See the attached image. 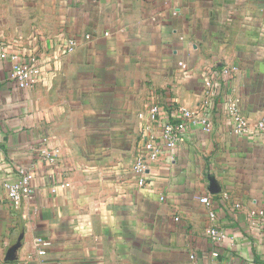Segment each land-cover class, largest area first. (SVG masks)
<instances>
[{
	"label": "crops",
	"instance_id": "obj_1",
	"mask_svg": "<svg viewBox=\"0 0 264 264\" xmlns=\"http://www.w3.org/2000/svg\"><path fill=\"white\" fill-rule=\"evenodd\" d=\"M0 41L40 69L22 91L0 58V264H264V0H0ZM150 101L207 107L212 131L170 149ZM45 135L54 168L35 152ZM20 167L35 195L15 209Z\"/></svg>",
	"mask_w": 264,
	"mask_h": 264
},
{
	"label": "built area",
	"instance_id": "obj_2",
	"mask_svg": "<svg viewBox=\"0 0 264 264\" xmlns=\"http://www.w3.org/2000/svg\"><path fill=\"white\" fill-rule=\"evenodd\" d=\"M77 45L76 41H68L60 46V51L72 53L76 50ZM0 50V58L2 60L10 61L12 64V70L9 76L10 81L19 90L28 91L34 89L39 83L40 76V69L37 65L36 59H30L27 61L19 55L9 53V46L2 41H0ZM178 67L183 71L189 70V66L185 62L178 63ZM223 72L225 75L229 74L227 68H225ZM228 112L233 126V133L237 136L246 135L251 128L249 120L239 112L236 104H231ZM147 116L152 124H158L161 128V138L170 149L183 141L184 135L192 127H201L206 132L212 131V124L208 117L207 107H204L203 109H188L177 106L173 102L161 105L154 101H150L147 106ZM165 117L166 120L164 119ZM255 130L260 134H264V118L255 127ZM49 142V136L45 135L35 152L40 161H44L54 168L59 163L61 149L50 148ZM145 148L148 151L149 159L157 160L159 158L160 150L154 145L153 140L147 143ZM147 169L146 161L143 157H140L135 165V172L143 175ZM18 173L19 179L6 185L7 198L15 209L21 208L25 201L34 197L35 190L33 182L37 177L36 171L29 167H20ZM140 183L143 184L144 181L140 180ZM62 187H66V185H62ZM52 192L56 193V188H52ZM201 202L207 206L211 205V201L208 197L202 198ZM209 215L211 219L215 218V213L212 211ZM208 237L213 244L223 243L226 239V235L215 228L209 230ZM50 245V242H43L38 254L44 256L46 254V249L49 248ZM219 255V251L215 250L212 252V257L215 259H217ZM191 259H194V256H191Z\"/></svg>",
	"mask_w": 264,
	"mask_h": 264
}]
</instances>
